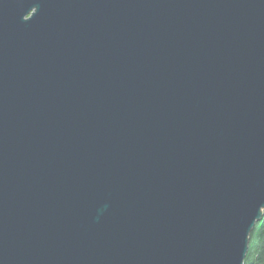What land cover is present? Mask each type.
Instances as JSON below:
<instances>
[{
  "label": "water",
  "instance_id": "obj_1",
  "mask_svg": "<svg viewBox=\"0 0 264 264\" xmlns=\"http://www.w3.org/2000/svg\"><path fill=\"white\" fill-rule=\"evenodd\" d=\"M264 218V0H0V264H245Z\"/></svg>",
  "mask_w": 264,
  "mask_h": 264
},
{
  "label": "trees",
  "instance_id": "obj_2",
  "mask_svg": "<svg viewBox=\"0 0 264 264\" xmlns=\"http://www.w3.org/2000/svg\"><path fill=\"white\" fill-rule=\"evenodd\" d=\"M245 264H264V218L257 223L251 233Z\"/></svg>",
  "mask_w": 264,
  "mask_h": 264
}]
</instances>
